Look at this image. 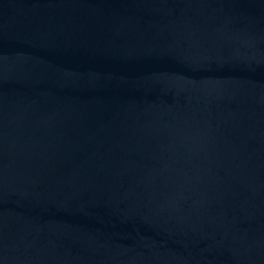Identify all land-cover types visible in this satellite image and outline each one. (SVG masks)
I'll list each match as a JSON object with an SVG mask.
<instances>
[{
	"label": "water",
	"instance_id": "95a60500",
	"mask_svg": "<svg viewBox=\"0 0 264 264\" xmlns=\"http://www.w3.org/2000/svg\"><path fill=\"white\" fill-rule=\"evenodd\" d=\"M0 264H264V0H0Z\"/></svg>",
	"mask_w": 264,
	"mask_h": 264
}]
</instances>
